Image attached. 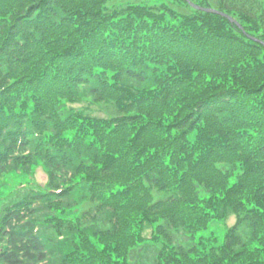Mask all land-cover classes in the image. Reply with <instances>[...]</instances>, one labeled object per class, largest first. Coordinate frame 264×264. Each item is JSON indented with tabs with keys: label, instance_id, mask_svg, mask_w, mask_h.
Returning a JSON list of instances; mask_svg holds the SVG:
<instances>
[{
	"label": "trees",
	"instance_id": "trees-1",
	"mask_svg": "<svg viewBox=\"0 0 264 264\" xmlns=\"http://www.w3.org/2000/svg\"><path fill=\"white\" fill-rule=\"evenodd\" d=\"M188 1L0 0V264H264V0Z\"/></svg>",
	"mask_w": 264,
	"mask_h": 264
},
{
	"label": "rangeland",
	"instance_id": "rangeland-1",
	"mask_svg": "<svg viewBox=\"0 0 264 264\" xmlns=\"http://www.w3.org/2000/svg\"><path fill=\"white\" fill-rule=\"evenodd\" d=\"M111 1L112 3L121 4L122 2H127L130 0H111ZM135 1L157 4L161 0H135ZM67 105L96 116L108 117L114 113V108L110 103L93 102L91 98L88 96L83 98L81 101H77L75 103L67 104ZM19 171L13 174L0 175V209L2 208L4 203L8 202L12 197L17 195L16 192L18 190L25 191L27 188L24 187L39 188L45 186V184L47 183V172L41 164L37 165L36 167H33L31 170L25 173ZM76 207L79 210H84L87 209L88 205L86 203H81ZM233 222H234V216H230L223 220L214 221L213 223L210 224L208 231L213 232L218 237H222L227 227L232 225ZM51 230L52 229L47 228L46 232L51 233ZM147 234L149 235V232ZM144 258H146V256H144ZM55 262L56 264L59 263L58 261Z\"/></svg>",
	"mask_w": 264,
	"mask_h": 264
},
{
	"label": "water",
	"instance_id": "water-1",
	"mask_svg": "<svg viewBox=\"0 0 264 264\" xmlns=\"http://www.w3.org/2000/svg\"><path fill=\"white\" fill-rule=\"evenodd\" d=\"M195 6V5H194ZM196 8H199V9H202V10H204V11H206V12H217V13H219L218 11H216V10H214V9H212V8H201V7H198V6H195ZM230 20H231V18H229Z\"/></svg>",
	"mask_w": 264,
	"mask_h": 264
},
{
	"label": "bare ground",
	"instance_id": "bare-ground-1",
	"mask_svg": "<svg viewBox=\"0 0 264 264\" xmlns=\"http://www.w3.org/2000/svg\"><path fill=\"white\" fill-rule=\"evenodd\" d=\"M187 2H188L190 5L193 4L191 1H188V0H187ZM214 10L218 11L219 13H217V12H212V13L221 14V15L226 16V15H225L224 13H222L221 11H219V10H217V9H214Z\"/></svg>",
	"mask_w": 264,
	"mask_h": 264
}]
</instances>
